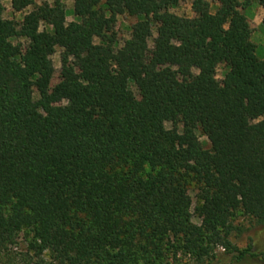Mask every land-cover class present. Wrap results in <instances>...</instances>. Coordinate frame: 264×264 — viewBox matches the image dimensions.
I'll use <instances>...</instances> for the list:
<instances>
[{
    "label": "trees",
    "instance_id": "trees-1",
    "mask_svg": "<svg viewBox=\"0 0 264 264\" xmlns=\"http://www.w3.org/2000/svg\"><path fill=\"white\" fill-rule=\"evenodd\" d=\"M183 1L51 0L22 17L24 52L0 4V256L22 235L35 264H264L231 243L237 220L264 226V61L244 16L264 0L167 13ZM121 15L137 21L114 51Z\"/></svg>",
    "mask_w": 264,
    "mask_h": 264
},
{
    "label": "rangeland",
    "instance_id": "rangeland-1",
    "mask_svg": "<svg viewBox=\"0 0 264 264\" xmlns=\"http://www.w3.org/2000/svg\"><path fill=\"white\" fill-rule=\"evenodd\" d=\"M11 0H0V4L3 7L2 17L3 19L12 21L16 24L15 36L9 41L10 45L20 46L22 52L25 51L26 41L19 37V24L22 17L32 10L33 6H38L40 4L46 3L51 4V0H28L32 3V6L25 8L24 10L16 13L11 10L10 7ZM208 4L209 12L213 13L217 8L216 0H204ZM190 0H184L180 2L177 6L168 9L167 13L175 15L180 18L192 20L194 15L190 9ZM64 19L63 23L67 24L69 22L75 21L72 16V2H64ZM246 17H250L247 21L248 28L251 31L250 41L255 47V56L259 60L264 61V23L261 18V11L258 6L253 3L250 8L244 11ZM135 18H129L126 15H121L116 17L115 23L111 28V33L115 38V45L113 50L116 51L121 47L123 41L129 38L130 27L136 22ZM40 30L43 27L39 28ZM49 30V28H47ZM255 32V33H252ZM155 37V32L152 31L151 39ZM151 39L148 40V46H151ZM94 45L98 44V40L93 41ZM59 49L55 50V53L51 56V62L54 68V74L50 82V86H53L58 81V71H59ZM195 71H192V74H195ZM225 73V67L220 65L215 71V79L219 82L222 80ZM179 81H183L181 77L178 76ZM130 91L136 95V91L133 86L129 87ZM33 97L37 98V91L33 90ZM165 129H170V124H164ZM198 143L203 147L207 148V141L205 137L195 133ZM186 196L190 202V213H191V222L195 225L199 224V220L193 214V207L195 205L194 191L193 189H188ZM234 226H237L238 230L232 232L231 243L238 249H244L249 247L255 253H261L264 255V226H255L253 223L247 220H237L234 223ZM221 249H217V253H221ZM231 255L222 257L224 264H229ZM41 260L45 263L47 261L45 256H41ZM37 259L32 252L28 251L27 242L25 241L22 235H18L15 244L10 248L7 256H0V264H35Z\"/></svg>",
    "mask_w": 264,
    "mask_h": 264
},
{
    "label": "crops",
    "instance_id": "crops-1",
    "mask_svg": "<svg viewBox=\"0 0 264 264\" xmlns=\"http://www.w3.org/2000/svg\"><path fill=\"white\" fill-rule=\"evenodd\" d=\"M259 10L261 11V16H262L261 18H264V12L260 8H259ZM244 16H245V14H244ZM245 18L247 19V21H249V19H250V17H246V16H245ZM252 33H255V32H252Z\"/></svg>",
    "mask_w": 264,
    "mask_h": 264
}]
</instances>
